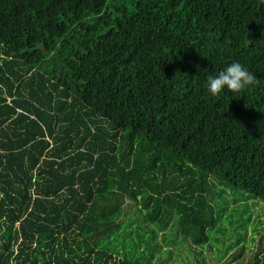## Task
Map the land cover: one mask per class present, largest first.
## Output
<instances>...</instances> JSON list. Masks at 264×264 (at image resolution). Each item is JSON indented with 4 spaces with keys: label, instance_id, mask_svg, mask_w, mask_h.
Wrapping results in <instances>:
<instances>
[{
    "label": "trees",
    "instance_id": "trees-1",
    "mask_svg": "<svg viewBox=\"0 0 264 264\" xmlns=\"http://www.w3.org/2000/svg\"><path fill=\"white\" fill-rule=\"evenodd\" d=\"M221 186L264 200V0H0V264L209 245Z\"/></svg>",
    "mask_w": 264,
    "mask_h": 264
},
{
    "label": "rangeland",
    "instance_id": "rangeland-1",
    "mask_svg": "<svg viewBox=\"0 0 264 264\" xmlns=\"http://www.w3.org/2000/svg\"><path fill=\"white\" fill-rule=\"evenodd\" d=\"M219 191L213 200L218 225L209 230L210 244L193 246L183 240L177 227L171 226L165 235L159 233L160 250L152 264H220L218 261L228 252L245 253L235 263L254 262L257 251L264 246V200L242 188L221 186ZM177 219L178 215L173 223Z\"/></svg>",
    "mask_w": 264,
    "mask_h": 264
},
{
    "label": "clouds",
    "instance_id": "clouds-1",
    "mask_svg": "<svg viewBox=\"0 0 264 264\" xmlns=\"http://www.w3.org/2000/svg\"><path fill=\"white\" fill-rule=\"evenodd\" d=\"M256 82V77L246 67L233 62L218 75L208 77L207 92L212 96H217L225 89L238 93Z\"/></svg>",
    "mask_w": 264,
    "mask_h": 264
},
{
    "label": "crops",
    "instance_id": "crops-1",
    "mask_svg": "<svg viewBox=\"0 0 264 264\" xmlns=\"http://www.w3.org/2000/svg\"><path fill=\"white\" fill-rule=\"evenodd\" d=\"M226 259H228V257H226V258H223V260H226Z\"/></svg>",
    "mask_w": 264,
    "mask_h": 264
}]
</instances>
